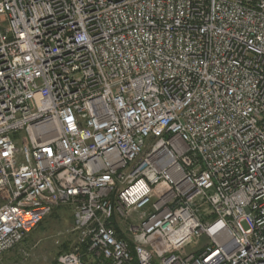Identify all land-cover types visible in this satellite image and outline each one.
<instances>
[{
	"label": "built area",
	"instance_id": "built-area-1",
	"mask_svg": "<svg viewBox=\"0 0 264 264\" xmlns=\"http://www.w3.org/2000/svg\"><path fill=\"white\" fill-rule=\"evenodd\" d=\"M63 205L56 264H264V0H0V257Z\"/></svg>",
	"mask_w": 264,
	"mask_h": 264
},
{
	"label": "rangeland",
	"instance_id": "rangeland-1",
	"mask_svg": "<svg viewBox=\"0 0 264 264\" xmlns=\"http://www.w3.org/2000/svg\"><path fill=\"white\" fill-rule=\"evenodd\" d=\"M4 25L7 27V24ZM73 223L71 207H56L23 242L0 257V264H54L64 252L63 244L68 242L72 248L77 240V235L71 231ZM202 243H205L204 238ZM199 249V246H187L180 254L186 258L197 254Z\"/></svg>",
	"mask_w": 264,
	"mask_h": 264
},
{
	"label": "trees",
	"instance_id": "trees-1",
	"mask_svg": "<svg viewBox=\"0 0 264 264\" xmlns=\"http://www.w3.org/2000/svg\"><path fill=\"white\" fill-rule=\"evenodd\" d=\"M63 249H64V252H67V251H70L72 248H70L69 243L66 242L63 244ZM54 264H56V262Z\"/></svg>",
	"mask_w": 264,
	"mask_h": 264
}]
</instances>
